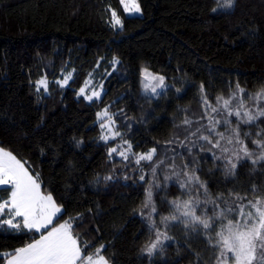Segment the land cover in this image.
<instances>
[{
	"label": "trees",
	"instance_id": "16d2710c",
	"mask_svg": "<svg viewBox=\"0 0 264 264\" xmlns=\"http://www.w3.org/2000/svg\"><path fill=\"white\" fill-rule=\"evenodd\" d=\"M140 3L142 15L127 17L119 0H0V141L40 173L58 200L64 198L70 215L83 214L77 229L82 238L114 246L107 254L115 252V264H148L139 249L149 236L133 211L141 207L144 189L122 178L107 186L94 184L96 175L108 174L112 166L94 126L100 105L90 106L75 95L88 74L97 84L103 78L105 103L124 97L113 111L124 108L137 121L143 116L146 123L133 125L130 137L143 145L138 150L153 146L150 141L163 143L172 137L177 130L171 121L180 117L177 106L199 110L201 82L210 98L227 96L228 83L234 90L239 81L248 92L264 86V0H236L234 8L217 13L211 11L216 0ZM108 5L123 19V31L108 23ZM113 56L121 64L107 77L105 69L112 71ZM100 57L104 59L95 68ZM62 67L76 70L73 81L64 89L50 83L51 95L37 102L30 80L47 72L51 82L60 78ZM143 68L165 75L166 83L181 88V93L170 89L149 103L140 86ZM80 139L83 144L77 147L75 140ZM115 159L116 168L123 167L120 158ZM203 167L201 179L214 194L228 189L243 194L253 185H264V174L251 172L250 167L239 169L237 177L228 180L210 160ZM209 168L214 174L208 173ZM0 192L6 198L3 188ZM177 194L171 186L168 198ZM170 234L177 239L182 235L179 229ZM22 236L0 229V251L21 246L26 242ZM191 245L204 257V264H212V252L202 239ZM156 264L196 262L183 245L177 254L176 245L170 244Z\"/></svg>",
	"mask_w": 264,
	"mask_h": 264
},
{
	"label": "snow or ice",
	"instance_id": "6c2138e0",
	"mask_svg": "<svg viewBox=\"0 0 264 264\" xmlns=\"http://www.w3.org/2000/svg\"><path fill=\"white\" fill-rule=\"evenodd\" d=\"M119 3L129 15L142 14L140 0H119ZM235 5L236 0H216L211 11L217 13ZM106 10L110 26L123 31L124 21L117 11L111 5ZM103 59L99 58L95 68L100 67ZM109 64L112 71L105 69L107 77L112 76L121 61L113 56ZM60 71V78L51 82L47 72L35 81L30 80L37 102L51 95L50 83L64 89L73 81L74 68L65 71L62 67ZM140 77L142 93L149 103L167 95L170 89L178 95L182 91L166 83L165 75L148 68L141 69ZM93 80V74L89 73L75 95L90 106L100 105L94 126L99 128L98 139L107 147L112 166L108 174H97L94 184L107 186L122 178L125 182L133 180L144 189L141 207L133 210L149 236L139 249L140 256L146 257L148 264H156L170 244L176 245L177 254L183 245L195 255L196 264H204V257L191 245L194 239H202L212 252V264H264V185H253L243 194L236 189L214 194L200 175L209 160L226 180L235 179L239 169L246 167L264 174V86L248 92L237 81L234 90L228 83L227 96L210 98L201 82L197 86L199 110L177 106L180 117L171 121L177 130L172 137L163 143L150 141L153 146L138 150L143 145L134 144L130 137L133 125L146 123L143 116L137 121L124 108L113 111L124 97L105 103L103 78L98 84ZM246 99L251 103H246ZM110 142L115 146H109ZM75 143L79 147L83 140ZM40 154L44 155L43 148ZM116 157L123 165L119 169L115 166ZM207 171L214 174L212 168ZM0 186L7 193L6 198H0V229L22 233L21 239H26L19 247L0 251V264H115V252L107 254L114 246L82 238L77 229L83 214L70 215L62 202L64 198L58 200L55 190L44 184L40 173L3 141H0ZM171 186L176 187L178 194L169 199ZM174 229L180 230L179 239L170 234ZM96 231L102 240L99 229Z\"/></svg>",
	"mask_w": 264,
	"mask_h": 264
},
{
	"label": "rangeland",
	"instance_id": "374dc122",
	"mask_svg": "<svg viewBox=\"0 0 264 264\" xmlns=\"http://www.w3.org/2000/svg\"><path fill=\"white\" fill-rule=\"evenodd\" d=\"M125 15L127 16V17H140L142 14H135V15H129V14H127V13H125ZM250 101H246V103H249ZM3 186H0V189L2 188ZM0 198H4V194H3V192H0Z\"/></svg>",
	"mask_w": 264,
	"mask_h": 264
},
{
	"label": "crops",
	"instance_id": "0c3cea01",
	"mask_svg": "<svg viewBox=\"0 0 264 264\" xmlns=\"http://www.w3.org/2000/svg\"><path fill=\"white\" fill-rule=\"evenodd\" d=\"M3 188V187H2Z\"/></svg>",
	"mask_w": 264,
	"mask_h": 264
}]
</instances>
